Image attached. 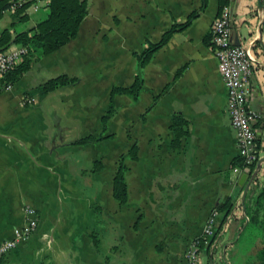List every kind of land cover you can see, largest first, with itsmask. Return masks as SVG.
<instances>
[{"label": "crops", "instance_id": "obj_1", "mask_svg": "<svg viewBox=\"0 0 264 264\" xmlns=\"http://www.w3.org/2000/svg\"><path fill=\"white\" fill-rule=\"evenodd\" d=\"M45 2L28 10L37 12ZM218 2L86 0L76 35L47 54L29 56L28 68L0 90V240L25 223V204L36 218L26 238L0 253V264H183L185 249L205 237L202 228L210 218L213 229L198 250L199 263L234 264L230 252L247 236L241 216L254 175L233 163L239 148L227 93L217 58L204 41ZM228 5L232 41L253 38L258 59L245 107L254 111L259 157L264 155V19L258 0ZM192 10L197 13L189 22L140 65L135 53ZM29 11V20L15 21L12 32L36 22ZM13 19L2 11L0 30ZM110 69L112 78H103L101 71ZM58 72L77 80L45 93L33 88ZM135 75L142 81L136 98L114 94L115 109L101 129L110 86L129 84ZM176 121L184 130L177 140L171 127ZM88 133L104 136L73 142ZM131 145L133 157L127 155ZM121 153L123 202L112 194ZM255 176H264V160Z\"/></svg>", "mask_w": 264, "mask_h": 264}, {"label": "trees", "instance_id": "obj_2", "mask_svg": "<svg viewBox=\"0 0 264 264\" xmlns=\"http://www.w3.org/2000/svg\"><path fill=\"white\" fill-rule=\"evenodd\" d=\"M36 1L0 0V13L7 10L13 13L14 16V19L10 21L9 25L0 30V50L12 43L26 46V51L23 53L21 59L0 75V90L4 85L11 84L15 81L28 68L31 60L29 56L36 57L47 54L73 38L76 35L80 21L86 14V0H46L41 6V8L46 10L43 17L38 18L33 25L23 30L12 32L11 27H13V23L27 18V7ZM204 2L205 0H202V4ZM262 2L264 3V0ZM227 4H229V0H219L216 15ZM196 13V10H192L182 22L170 24L157 40L149 41L139 53H135L138 63L140 65L143 64L153 50L162 44L173 30L180 29L186 25ZM209 38L210 32L208 31L204 35V41L211 47ZM76 80L77 76L75 75L58 72L45 78L33 88L45 93L51 89L72 84ZM141 82V78L135 75L129 84H112L110 86L108 107L99 118L101 129L105 128L106 119L115 109L112 103V96L116 93H123L130 95L132 98H136ZM171 127L175 129V139L177 140L176 136L178 137L183 134L184 130L181 128V125H177V121L176 127L173 124ZM103 136L100 133H88L76 137L73 142L92 141ZM127 155L129 157L135 156V147L133 145L127 150ZM233 163L239 166H247L249 173L252 172L255 166V161L246 163L242 160L240 154L234 158ZM125 169L124 155L121 153L116 158L112 176V194L119 202H123L126 196ZM255 174L253 176V185L249 190V203L246 205L245 211H243V216H241L242 219L244 218L246 220V239H248L247 242L249 244V253L244 259V264H264V176L259 179ZM208 241V238L199 239L197 244L198 248Z\"/></svg>", "mask_w": 264, "mask_h": 264}, {"label": "built area", "instance_id": "obj_3", "mask_svg": "<svg viewBox=\"0 0 264 264\" xmlns=\"http://www.w3.org/2000/svg\"><path fill=\"white\" fill-rule=\"evenodd\" d=\"M38 1L41 0L33 3V8L37 7ZM230 25L231 15L227 4L222 7L220 13L212 20L209 28V40L211 49L217 58L220 75L226 89L228 112L231 125L235 131L239 154L242 160L247 163L256 161L258 157L254 145V130L251 125L254 111L245 107L248 78L253 65L258 59L251 49L253 38L248 39L246 43H234L230 35ZM25 51L26 46L20 44L0 50V75L19 61ZM9 86L10 84H6L3 89ZM23 212L25 223L20 227H14L11 236L0 240V253L14 246L17 241L26 238L34 229L36 218L32 207L29 204H25ZM212 229L213 221L210 218L202 228V237L210 235ZM198 240L185 249L183 264H200Z\"/></svg>", "mask_w": 264, "mask_h": 264}, {"label": "rangeland", "instance_id": "obj_4", "mask_svg": "<svg viewBox=\"0 0 264 264\" xmlns=\"http://www.w3.org/2000/svg\"><path fill=\"white\" fill-rule=\"evenodd\" d=\"M26 10L29 11L28 7ZM31 13H34V14H31ZM45 13H46V10L43 8H40V9H38L37 12H34V11L31 12V10H30L29 16L31 17L32 15H37L38 18H41L45 15ZM28 20H29V17L25 18L23 20H20L18 22L26 23ZM101 74H102L103 78H105V79L110 80L112 78L111 69L110 70H103V71H101ZM52 120H53V118H52ZM243 240L240 239V243H237V245H234L231 252H230V258L234 264H239V260L241 261V264H244V261H245L244 259L248 256V253H249V244L247 242L248 239L245 238Z\"/></svg>", "mask_w": 264, "mask_h": 264}, {"label": "water", "instance_id": "obj_5", "mask_svg": "<svg viewBox=\"0 0 264 264\" xmlns=\"http://www.w3.org/2000/svg\"><path fill=\"white\" fill-rule=\"evenodd\" d=\"M258 6L261 8V10H262V20L264 19V5L262 4V2H261V0H258ZM260 30V29H259ZM260 43H261V46H262V48H263V51H264V44L260 41ZM264 160V155H261V156H259V157H257V159H256V161H255V168L253 169V171H252V174H251V176L250 177H252L256 172H257V170L259 169V167H260V163H261V161H263ZM244 176H245V173H242L241 174V180L244 178ZM247 185H248V183H246L245 185H244V187H243V192H242V197L244 196V194H245V191H246V188H247Z\"/></svg>", "mask_w": 264, "mask_h": 264}]
</instances>
